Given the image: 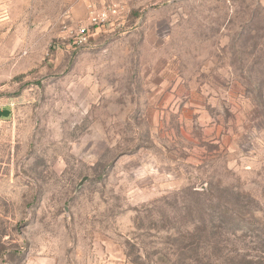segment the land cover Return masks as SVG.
Here are the masks:
<instances>
[{
	"label": "rangeland",
	"instance_id": "374dc122",
	"mask_svg": "<svg viewBox=\"0 0 264 264\" xmlns=\"http://www.w3.org/2000/svg\"><path fill=\"white\" fill-rule=\"evenodd\" d=\"M91 2L0 0V264H264V0Z\"/></svg>",
	"mask_w": 264,
	"mask_h": 264
},
{
	"label": "built area",
	"instance_id": "2783aa9c",
	"mask_svg": "<svg viewBox=\"0 0 264 264\" xmlns=\"http://www.w3.org/2000/svg\"><path fill=\"white\" fill-rule=\"evenodd\" d=\"M88 9L87 19L84 23L76 26L71 32L73 44L77 46L85 45L92 37L91 27L104 26L109 24L111 19L117 15L118 6L116 4H107L96 7L90 0H82Z\"/></svg>",
	"mask_w": 264,
	"mask_h": 264
},
{
	"label": "water",
	"instance_id": "95a60500",
	"mask_svg": "<svg viewBox=\"0 0 264 264\" xmlns=\"http://www.w3.org/2000/svg\"><path fill=\"white\" fill-rule=\"evenodd\" d=\"M11 111L7 108L0 110V117H8ZM84 180V178H83Z\"/></svg>",
	"mask_w": 264,
	"mask_h": 264
},
{
	"label": "trees",
	"instance_id": "16d2710c",
	"mask_svg": "<svg viewBox=\"0 0 264 264\" xmlns=\"http://www.w3.org/2000/svg\"><path fill=\"white\" fill-rule=\"evenodd\" d=\"M237 196L239 195V193L237 192V193H235ZM204 223V222H203ZM243 259H246V257L245 256H243ZM230 262H232L231 260H229Z\"/></svg>",
	"mask_w": 264,
	"mask_h": 264
},
{
	"label": "crops",
	"instance_id": "0c3cea01",
	"mask_svg": "<svg viewBox=\"0 0 264 264\" xmlns=\"http://www.w3.org/2000/svg\"><path fill=\"white\" fill-rule=\"evenodd\" d=\"M90 1H92V0H90ZM104 6V5H103ZM96 7H101V6H96Z\"/></svg>",
	"mask_w": 264,
	"mask_h": 264
}]
</instances>
